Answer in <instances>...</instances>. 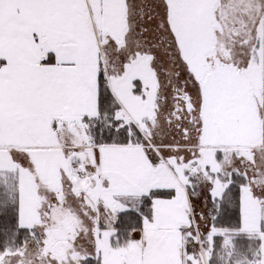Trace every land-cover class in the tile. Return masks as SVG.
<instances>
[{
    "label": "snow or ice",
    "instance_id": "snow-or-ice-1",
    "mask_svg": "<svg viewBox=\"0 0 264 264\" xmlns=\"http://www.w3.org/2000/svg\"><path fill=\"white\" fill-rule=\"evenodd\" d=\"M0 264H264V0H0Z\"/></svg>",
    "mask_w": 264,
    "mask_h": 264
}]
</instances>
